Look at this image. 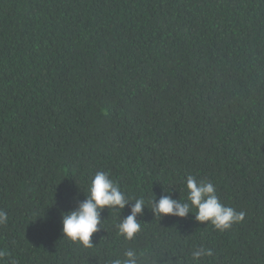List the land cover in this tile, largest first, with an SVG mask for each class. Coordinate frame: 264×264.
I'll list each match as a JSON object with an SVG mask.
<instances>
[{
	"label": "trees",
	"instance_id": "obj_1",
	"mask_svg": "<svg viewBox=\"0 0 264 264\" xmlns=\"http://www.w3.org/2000/svg\"><path fill=\"white\" fill-rule=\"evenodd\" d=\"M97 171L146 200L184 199L191 174L244 219L220 232L145 206L127 241L130 205L105 208L85 248L61 212ZM0 210V264L129 249L192 264L198 247L212 250L200 264H264V0H0Z\"/></svg>",
	"mask_w": 264,
	"mask_h": 264
},
{
	"label": "clouds",
	"instance_id": "obj_2",
	"mask_svg": "<svg viewBox=\"0 0 264 264\" xmlns=\"http://www.w3.org/2000/svg\"><path fill=\"white\" fill-rule=\"evenodd\" d=\"M187 190L184 199H174L171 189L163 188L164 193L159 199L146 200L144 196L134 197L123 191L119 184L114 181L106 171H97L91 178L87 194L77 206L70 211L61 212L63 237L73 242H78L85 248L93 246L92 236L101 228H104V220L101 213L105 208L110 212L121 214L126 206L130 205V212L115 225L117 235L123 236L125 240H134L142 230L139 216H143V209L147 206L154 217L160 220L164 216L185 217L189 213L195 214L198 222L210 223L220 232L230 229L233 224L244 219L243 212H237L233 207L223 204L216 192L215 185L211 181L197 180L194 175L189 174L185 178ZM85 193V192H84ZM149 204L151 207H149ZM8 214L0 210V225L6 224ZM4 250H0V258L6 256ZM141 253L134 249L126 250L122 259H114L109 264H142ZM212 250L198 247L191 253L192 264H200L202 257L211 256ZM14 264V262H13ZM148 264H157L155 258Z\"/></svg>",
	"mask_w": 264,
	"mask_h": 264
}]
</instances>
